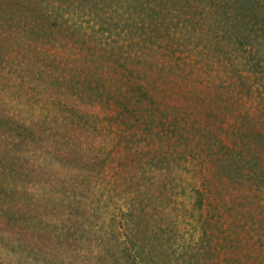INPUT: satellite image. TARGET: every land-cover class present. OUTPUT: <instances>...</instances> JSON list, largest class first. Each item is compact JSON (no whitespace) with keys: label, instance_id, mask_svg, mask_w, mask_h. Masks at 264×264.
Segmentation results:
<instances>
[{"label":"trees","instance_id":"trees-1","mask_svg":"<svg viewBox=\"0 0 264 264\" xmlns=\"http://www.w3.org/2000/svg\"><path fill=\"white\" fill-rule=\"evenodd\" d=\"M119 2L0 0V264H264V0Z\"/></svg>","mask_w":264,"mask_h":264},{"label":"rangeland","instance_id":"rangeland-1","mask_svg":"<svg viewBox=\"0 0 264 264\" xmlns=\"http://www.w3.org/2000/svg\"><path fill=\"white\" fill-rule=\"evenodd\" d=\"M127 1L128 0H120V2H119V4L117 5V6H121V7H123V6H125L126 4H127ZM114 7V6H113ZM120 13L121 12H118V14H114V15H116V16H118V15H120Z\"/></svg>","mask_w":264,"mask_h":264}]
</instances>
